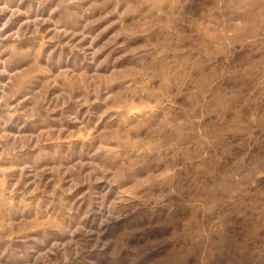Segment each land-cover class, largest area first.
Here are the masks:
<instances>
[{
    "label": "clouds",
    "instance_id": "obj_1",
    "mask_svg": "<svg viewBox=\"0 0 264 264\" xmlns=\"http://www.w3.org/2000/svg\"><path fill=\"white\" fill-rule=\"evenodd\" d=\"M0 264H264V0H0Z\"/></svg>",
    "mask_w": 264,
    "mask_h": 264
}]
</instances>
